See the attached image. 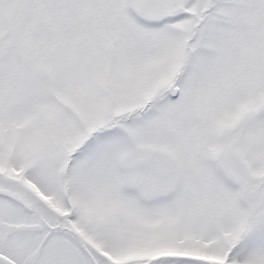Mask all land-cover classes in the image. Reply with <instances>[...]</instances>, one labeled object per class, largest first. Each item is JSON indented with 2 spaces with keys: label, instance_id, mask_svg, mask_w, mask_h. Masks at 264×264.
I'll list each match as a JSON object with an SVG mask.
<instances>
[{
  "label": "snow or ice",
  "instance_id": "obj_1",
  "mask_svg": "<svg viewBox=\"0 0 264 264\" xmlns=\"http://www.w3.org/2000/svg\"><path fill=\"white\" fill-rule=\"evenodd\" d=\"M0 264H264V0H0Z\"/></svg>",
  "mask_w": 264,
  "mask_h": 264
}]
</instances>
